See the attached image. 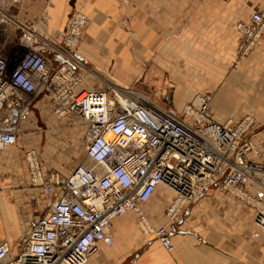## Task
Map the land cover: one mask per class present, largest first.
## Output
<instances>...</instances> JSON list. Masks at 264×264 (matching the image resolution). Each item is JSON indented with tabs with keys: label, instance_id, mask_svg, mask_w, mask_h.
Segmentation results:
<instances>
[{
	"label": "built area",
	"instance_id": "obj_1",
	"mask_svg": "<svg viewBox=\"0 0 264 264\" xmlns=\"http://www.w3.org/2000/svg\"><path fill=\"white\" fill-rule=\"evenodd\" d=\"M89 25L79 10L53 34L41 20L21 23L22 54L0 52V151L18 143L24 118L43 96L57 116L82 118L88 160L64 175L49 170L37 148L25 152L30 184L47 200L46 211L18 242L0 239V264H87L102 244L114 245L113 222L128 213L145 239L172 251L170 226L211 186L252 206L264 228V201L251 190L264 186V163L250 157L261 154L256 120H219L212 92L197 93L178 110L129 87L83 88L88 67L77 48ZM236 28L240 60L264 37V5ZM160 185L172 198L167 223L157 226L143 204Z\"/></svg>",
	"mask_w": 264,
	"mask_h": 264
},
{
	"label": "crops",
	"instance_id": "obj_2",
	"mask_svg": "<svg viewBox=\"0 0 264 264\" xmlns=\"http://www.w3.org/2000/svg\"><path fill=\"white\" fill-rule=\"evenodd\" d=\"M263 5L264 0H0L17 27L41 20L50 34L64 29L76 9L89 16L90 26L77 48L91 68L89 85L83 84V88H100V80L105 78L121 86L143 77L160 79L159 87H171L175 109H181L197 93L210 91L219 120L254 116L253 138L261 154L250 157L262 163L264 37L239 60L236 23L250 20ZM37 104L53 111L51 100L42 96L25 118ZM6 157L4 152L0 160ZM9 182L0 181V223L8 220L17 225L23 214L33 212L36 202L47 200L29 179L23 184ZM251 190L264 201V186L254 185ZM171 196L172 192L160 185L143 204L155 225L167 223ZM255 214L250 205L218 187H209L170 226L172 251L156 239H145L136 225V215L128 213L113 222L114 245L102 244L87 264H264V228L256 224ZM40 215L32 214L34 224Z\"/></svg>",
	"mask_w": 264,
	"mask_h": 264
},
{
	"label": "rangeland",
	"instance_id": "obj_3",
	"mask_svg": "<svg viewBox=\"0 0 264 264\" xmlns=\"http://www.w3.org/2000/svg\"><path fill=\"white\" fill-rule=\"evenodd\" d=\"M76 10L84 12L82 9ZM9 14L10 12H7L5 8L0 6V52L7 57H10L11 55L13 57H18L23 52L19 41L21 29L19 26L17 27L15 25ZM85 64L88 67V70L82 71L83 84L89 85L90 78H88L87 74H89L88 72L91 71V68L86 62ZM105 79L109 81L104 80V82L103 80H100L101 86H99L97 82L96 85L100 88H106L108 86H121L114 82L113 79ZM160 83V79L143 77L134 84L124 87H129L130 89L142 93L139 94L141 97L147 98L149 100L152 99L153 101L173 107L174 102L171 87L170 89L163 86L159 87L158 84ZM33 111V114H31L30 117L25 118L21 124V133L18 143L11 148H5L4 150L0 151V156L4 152L5 155L7 154V159L0 160V181L1 179L3 181L10 179L9 184L11 185L14 183L23 184L28 182L29 178L26 166H24L26 163L24 151L30 147H35L39 150L40 158L43 164L47 165L46 167L49 170L61 171L64 175L68 174L76 164L86 161V125L79 115L59 117L54 113V110L52 111V108L49 109L44 106L42 108L40 104H37V107L34 108ZM252 117L255 118L254 116ZM21 204H24V202ZM44 204L45 202H36V205H34L35 209L33 210L34 213H30V210L28 216L23 214L17 225L8 222V220L2 221L0 223V236L2 233H4V238L7 237L8 239L12 235V241L14 243L18 242L21 237H25L34 224L35 216H32V214L40 215L42 210L43 212L46 211L43 209V207H45ZM37 208L38 211H35ZM31 219L33 221H31Z\"/></svg>",
	"mask_w": 264,
	"mask_h": 264
},
{
	"label": "bare ground",
	"instance_id": "obj_4",
	"mask_svg": "<svg viewBox=\"0 0 264 264\" xmlns=\"http://www.w3.org/2000/svg\"><path fill=\"white\" fill-rule=\"evenodd\" d=\"M84 68H86V66H85V64H84ZM112 87H116V86H112ZM140 96V95H139ZM141 97V96H140ZM142 98H144V97H142ZM149 100V99H148ZM255 119V118H254ZM257 143V142H256ZM259 146V145H258Z\"/></svg>",
	"mask_w": 264,
	"mask_h": 264
}]
</instances>
